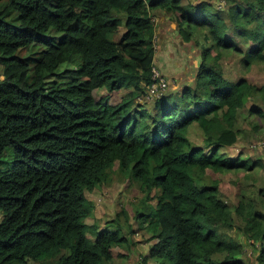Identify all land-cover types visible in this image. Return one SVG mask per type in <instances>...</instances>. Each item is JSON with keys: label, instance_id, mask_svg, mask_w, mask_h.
Listing matches in <instances>:
<instances>
[{"label": "trees", "instance_id": "obj_1", "mask_svg": "<svg viewBox=\"0 0 264 264\" xmlns=\"http://www.w3.org/2000/svg\"><path fill=\"white\" fill-rule=\"evenodd\" d=\"M225 7L210 0H0V157L11 151L10 167L0 169V264H102L124 255L115 231L101 229L89 241L82 221L90 210L85 192L115 162L145 197L158 190L155 208L139 213L155 230L143 264L147 256L246 264V242L256 246L255 264H264V211L243 194L230 205L221 197L227 189L204 174L262 165L228 149L242 138L240 109L255 95L264 101V76L259 84L229 79L220 61L236 53L245 69L264 62V0H226ZM155 9L171 15L185 42L205 45L194 84L148 108L136 99L151 82ZM24 48L30 52L18 54ZM248 112L263 117L256 105ZM193 125L200 143L188 137Z\"/></svg>", "mask_w": 264, "mask_h": 264}, {"label": "rangeland", "instance_id": "obj_2", "mask_svg": "<svg viewBox=\"0 0 264 264\" xmlns=\"http://www.w3.org/2000/svg\"><path fill=\"white\" fill-rule=\"evenodd\" d=\"M197 1L190 0V2ZM225 1L210 0L215 8L223 10L226 8ZM53 32L52 29H49L46 34L52 35ZM171 32L172 30L170 31L172 38L170 39L169 47L170 52H173V54H169V58H167L170 75L167 77L169 83L163 94L168 92L177 94L183 87L193 85L196 64L200 59L202 46L205 45L200 38L184 42L177 29L173 30L172 34ZM35 45L42 48L39 43ZM27 52H30V50L24 48L19 50L18 54L24 56ZM220 63L224 75L229 79H236L238 76L244 75L250 81L259 84V77L264 76V62L253 63L250 68L244 69L237 56L224 53ZM103 91L104 89H100V93ZM136 101L141 103L138 98ZM146 101L141 104L150 108L152 102ZM251 105L260 107L263 117L249 113L248 108ZM235 123L241 128L242 138L234 143L233 148L230 147L228 149L229 154L234 156L240 151L239 154L242 157L248 156L249 158L259 159L262 164L261 167H251L247 172H243V170L214 171L206 168L204 174L209 177L207 179L209 182L216 181L219 186L227 189L228 192L221 195V197L230 205H234L241 194H243L247 200L252 201L254 207L264 211V192L259 191L264 189V146H252V142H257V140L264 141L263 130L258 129L255 131L259 126H264V101L260 96L255 95L254 98L248 100L240 109ZM202 136L201 129L196 125L189 128L188 137L195 143H200ZM10 165L11 151L7 147L3 150L0 157V169H4L6 166L10 167ZM139 187V181L130 177L127 169L119 170L117 162H115L111 167L107 168V178L96 185L90 192H85V203L90 209L89 213L82 219L85 224L84 234L86 238L89 241H94L96 231L101 229L115 231L122 238L118 240L115 248L124 253V255H114L110 259L104 260L102 264H143L141 259L148 253L152 244L150 236L155 233V230L151 224H148L149 219L146 218V221H143L144 215L139 213L145 214L155 208L157 197L154 194H158V190L150 191L149 196L145 197L144 192L140 191ZM228 232L238 240H244V233L241 230L238 232L232 229L228 230ZM243 247L245 263L255 264L256 260L253 250L256 246L246 242ZM249 250L252 251L249 252ZM51 261H53L52 258L47 259V263ZM28 263L39 264L32 262L30 259ZM167 263L166 260L160 257L147 256L145 264Z\"/></svg>", "mask_w": 264, "mask_h": 264}, {"label": "crops", "instance_id": "obj_3", "mask_svg": "<svg viewBox=\"0 0 264 264\" xmlns=\"http://www.w3.org/2000/svg\"><path fill=\"white\" fill-rule=\"evenodd\" d=\"M151 13L153 15L154 34H155L154 35L155 51H154V56H153V65L157 69L158 74L160 76L167 78L170 75V73H169L170 67L167 65V58H169V56H168L169 54L170 55L173 54V52H170V47H169L170 39L172 38L170 36V31L172 30V32H171V34H172L173 30L177 29V25L174 22V20L172 19L171 15L165 11H162L160 9H155V10H152ZM159 24H161V25H159ZM164 24H166V25H164ZM235 40L237 42V45L242 47V49H245L247 47V45L243 44V42L240 38L236 37ZM230 54L237 56L238 60L240 59L239 54H236V53H230ZM253 63H260V62H252V64ZM250 66L248 68H250ZM223 75H224V73H223ZM241 76H244V75H241ZM238 77H240V76H238ZM232 80H236V79H232ZM168 81H169V79H168ZM146 102H152V100L148 99V101H146Z\"/></svg>", "mask_w": 264, "mask_h": 264}, {"label": "built area", "instance_id": "obj_4", "mask_svg": "<svg viewBox=\"0 0 264 264\" xmlns=\"http://www.w3.org/2000/svg\"><path fill=\"white\" fill-rule=\"evenodd\" d=\"M151 72V82L144 87V98L158 97L167 86V80L158 74L155 67L151 68Z\"/></svg>", "mask_w": 264, "mask_h": 264}, {"label": "clouds", "instance_id": "obj_5", "mask_svg": "<svg viewBox=\"0 0 264 264\" xmlns=\"http://www.w3.org/2000/svg\"><path fill=\"white\" fill-rule=\"evenodd\" d=\"M152 67H154V65L152 64ZM151 67V68H152ZM151 74H152V72H151ZM149 84V83H148ZM147 85V84H146ZM145 87V86H144ZM144 91V90H143ZM163 94V92L159 95V96H161ZM158 96V97H159ZM138 99H139V101L141 102V103H143L145 100H148V99H151V100H153L154 98H156V97H153V98H144V93H142L140 96H138L137 97Z\"/></svg>", "mask_w": 264, "mask_h": 264}]
</instances>
